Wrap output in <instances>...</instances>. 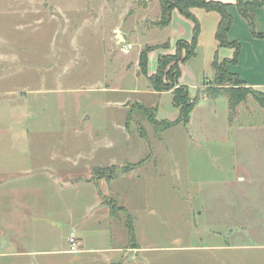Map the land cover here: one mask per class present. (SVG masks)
Returning <instances> with one entry per match:
<instances>
[{"label":"rangeland","instance_id":"374dc122","mask_svg":"<svg viewBox=\"0 0 264 264\" xmlns=\"http://www.w3.org/2000/svg\"><path fill=\"white\" fill-rule=\"evenodd\" d=\"M230 12L226 37L239 53L226 67L241 79H263V44L250 33L262 32L263 11L244 25ZM159 13V0H0V198L7 205L13 185L25 183L32 206L60 217L70 196L88 244L105 240L89 225L106 209L107 247L122 244L111 237L115 217L130 216L137 243L162 248L131 253L126 264H264V108L249 92L230 115L227 93L205 95L240 87L233 79L217 82L206 30L204 43L181 62L184 70L179 66L178 81L198 102L187 124L157 134L153 111L157 120L178 115L172 95L149 80L160 54L174 47L169 21L151 24ZM115 27L124 41L115 39ZM185 31L193 38L194 28ZM126 43L132 47L125 54ZM147 44L154 46L142 72L137 58ZM234 50L222 45L218 62ZM61 179L69 187L60 189ZM95 196L103 204L94 208ZM177 245L221 247L167 248ZM0 250H8L1 229Z\"/></svg>","mask_w":264,"mask_h":264},{"label":"crops","instance_id":"0c3cea01","mask_svg":"<svg viewBox=\"0 0 264 264\" xmlns=\"http://www.w3.org/2000/svg\"><path fill=\"white\" fill-rule=\"evenodd\" d=\"M216 1H220L228 4L227 11L229 12L232 18L233 15L230 12V8L236 9L238 11L237 14L238 16L235 17H237L236 21L239 22V24L244 25L245 22L249 20L240 13L237 7V2L239 0H216ZM241 1L247 2L252 0H241ZM255 1H261L263 2V4L248 13L250 17L249 22L251 21L252 17H256V11L262 10L263 11V22H262L263 24L261 29L262 32L256 30L255 29L256 27L255 28L251 27L250 33H252L251 36L254 42L260 41L263 44V71H264V0H255ZM190 11L193 17L195 18V20L197 21L199 27L198 29L199 37L198 39L196 38V45H197V41L198 44L204 43L202 39V35L203 32H205L204 35L206 34V30L209 36H211L209 47L211 46V53L214 59L212 58V60L210 61V67L213 70V65H212L213 61L216 60L218 62V59L216 57L217 52L219 53L222 49V45L217 41L215 36L220 21V15L217 11L214 10L207 11L200 7H193L191 8ZM161 17H162V10L160 4V13L156 17V19L151 21V24L157 25L156 22H158L161 19ZM177 20L180 21L182 25H184V28L182 26L177 27L176 24ZM169 24L173 36L174 47L169 51H165V52L161 51L163 53H161L160 55H174L176 53V44L178 41H186L188 43L192 41V36L189 37L187 35L188 33H186L185 31V28L188 27L194 28L195 24L192 19L185 17L176 8H173L170 12ZM115 30H119V29L115 27L113 28L112 32L114 33ZM125 32H130V29L128 28L125 29ZM120 35L122 36L124 41L123 33L122 34L120 33ZM228 42L236 43L237 41L232 39V40H228ZM146 46H154V45L147 44L144 45L142 49ZM234 51L230 53L229 57H223L219 61L222 62L224 60L232 59L233 56L231 57V55L234 53ZM179 66L182 68V70H184L181 62L179 63ZM137 67H139L138 58H137ZM190 73L193 74L191 71ZM231 73L237 74L234 72ZM241 80L244 84L243 85L244 87L258 90L257 89L258 87L262 88L264 86V78L257 79L256 77H250L248 79H241ZM178 83L180 85H185L182 84L180 81H178ZM166 92H169L172 95V92L170 90ZM144 160L145 159L140 161H144ZM145 161L141 165H144ZM59 184H60L59 185L60 189H65L69 187L68 183L63 179L59 180ZM28 187L31 188V185L25 183H19L18 186H15L14 184L13 188H11L12 193L9 196L7 205H5L3 199L0 198V229L3 233H6L8 235V250H0V258H4V257H8L10 259L13 258L7 264H126L128 262L129 254L131 253L136 254L142 252L143 249H147V248H156V249L162 248V247H153V246L143 247L139 245L136 241L135 231H134L135 247L134 248L130 247L128 230L125 226L124 219L117 217H115L116 220L113 221V232H111V237L113 235L115 236L119 235L122 244L114 247H107V210L106 209L103 210L104 212L102 213V215H98L97 212H94V214H97V217L95 218V215H93L95 221L89 225V228L91 229L94 238L97 237V239L102 240V234H105L103 237V239L105 240L98 242V244L96 243L97 241L88 244V242H85V236L83 234L85 230L83 229L82 221L75 219L73 216V208H74L73 198L70 199L69 198L70 196H68L67 202H71L72 204L67 203L66 204L67 207L61 208L63 216L60 217H58V215L56 217L49 216L45 214V211H43L44 209L42 208V206H37L39 208L38 209L35 205L32 206L30 204L29 200L27 199V196L30 193L28 192L30 190ZM96 199L99 200L96 201ZM96 199L93 203L94 208L96 204L98 205L103 204V200L101 201L100 197H97ZM122 207L124 206L122 205ZM150 212L152 213L154 211H150ZM199 214L201 216L202 212H199ZM35 217H37L38 219H33ZM54 225L58 226L57 230L60 231L59 237H56L54 235V230H55ZM233 229H229V232H231L232 234H234ZM220 230L219 231L212 230V232L213 234L216 235L222 234ZM70 237H75L77 239L76 252L69 251ZM203 247L219 248L221 247V245H210V246L177 245L167 248L177 249L175 251L185 252L190 250L193 251L201 250ZM107 253H113V255H107ZM54 255H58L63 258L53 262L52 260L51 261L48 260L49 257H52ZM83 255H90V258L86 260L82 259ZM37 257H40V260L38 259V261L36 262L35 260ZM113 257H117L116 261H112ZM0 264H5V263L0 261Z\"/></svg>","mask_w":264,"mask_h":264},{"label":"trees","instance_id":"16d2710c","mask_svg":"<svg viewBox=\"0 0 264 264\" xmlns=\"http://www.w3.org/2000/svg\"><path fill=\"white\" fill-rule=\"evenodd\" d=\"M161 4L162 17L156 22L157 25L163 26L169 21L170 12L173 8H176L181 14L185 17L190 18L194 21V35L192 41L190 43L186 41H178L177 49L174 55H160L158 68L154 75L149 77L150 84L155 91H168L172 90V103L174 107L178 110V117L175 120H157L154 115V111L149 115V120L154 127V131L157 134H160L164 130L178 124L183 123L184 125L188 123L190 118V113L193 110L194 106L198 102L199 95L197 94L194 97H190L188 94V88L186 85H180L178 83V77L180 75L179 63L184 62L189 57L194 55V50L196 46V38L198 34V23L193 17L191 13V8L200 7L207 11H217L220 15V21L216 30V39L217 41L224 46H229L235 48L234 56L230 60H224L222 62L213 61V70L214 75L217 77V82L221 84L224 79H233L236 85L242 87L244 84L242 80L236 75L228 71L226 67V63L235 62L237 55L239 53V46L236 42H228L227 40V32L230 29L232 24V17L227 11L228 4L223 3L216 0H159ZM263 2L261 1H247L243 2L239 0L237 2V7L240 13L247 19L250 20L248 13L253 11L257 7L261 6ZM153 46H146L139 53L138 57V65L140 70L145 72L146 67V59H147V51L151 49ZM182 50H184L185 54L182 55ZM171 68L168 72L164 74L165 67L172 63ZM165 77V78H164ZM165 80H164V79ZM238 88L234 91L224 92L219 89H214L213 92L205 91V95L209 97H215L221 93H227L230 115L235 113L236 107L245 99L247 93L252 92L256 98V101L264 108V92L259 90H253V88L242 87ZM144 161L139 162L136 166L140 165ZM116 172V171H115ZM115 172L110 173L108 178H113L115 176ZM127 215V214H126ZM130 219V216H126L125 226L128 230L130 247H135V235L133 230V224Z\"/></svg>","mask_w":264,"mask_h":264},{"label":"built area","instance_id":"2783aa9c","mask_svg":"<svg viewBox=\"0 0 264 264\" xmlns=\"http://www.w3.org/2000/svg\"><path fill=\"white\" fill-rule=\"evenodd\" d=\"M120 35V31L119 30H115L114 31V36H115V39H118V36ZM131 44L129 43H126V44H122L120 45V50L121 52L123 53H128L131 49ZM69 244H70V252H76L77 251V239L75 237H70L69 238Z\"/></svg>","mask_w":264,"mask_h":264},{"label":"water","instance_id":"95a60500","mask_svg":"<svg viewBox=\"0 0 264 264\" xmlns=\"http://www.w3.org/2000/svg\"><path fill=\"white\" fill-rule=\"evenodd\" d=\"M118 40H119V41H120V40L123 41V38H122L121 35L118 36Z\"/></svg>","mask_w":264,"mask_h":264}]
</instances>
